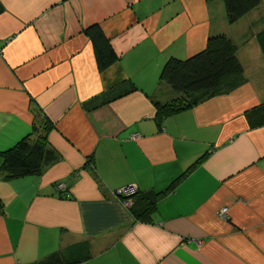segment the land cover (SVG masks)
<instances>
[{
    "label": "crops",
    "instance_id": "crops-1",
    "mask_svg": "<svg viewBox=\"0 0 264 264\" xmlns=\"http://www.w3.org/2000/svg\"><path fill=\"white\" fill-rule=\"evenodd\" d=\"M91 26L118 55L101 71ZM262 30L264 0L233 23L222 0H0V150L48 126L56 154L38 174L0 173V264L82 257L84 243L91 256L75 264H264V125L245 117L264 101ZM217 34L235 45L241 73L158 115L154 101L176 96L159 77L164 62ZM125 81L136 90L90 104ZM205 152L158 196L151 222L115 194L161 192Z\"/></svg>",
    "mask_w": 264,
    "mask_h": 264
},
{
    "label": "trees",
    "instance_id": "trees-1",
    "mask_svg": "<svg viewBox=\"0 0 264 264\" xmlns=\"http://www.w3.org/2000/svg\"><path fill=\"white\" fill-rule=\"evenodd\" d=\"M222 1L227 21L233 23L255 7L260 0ZM85 33L92 43L96 63L100 71L118 59V55L108 38L98 26L85 29ZM257 39L264 54V30L258 33ZM241 71V63L238 60L236 47L232 41L224 34L209 36L205 47L197 53L183 59L170 57L164 62L159 77L176 92V96L164 103L154 101L157 114L165 117L198 104L204 99L219 93L222 82L229 76L240 74ZM134 90H136V86L131 81H125L91 101L90 104H94L93 106L103 104ZM245 117L250 128L264 125V101L247 110ZM42 129L43 134L37 139H32L31 134L28 133L11 147L0 150L2 159L0 173H4L6 179L38 174L46 162L55 158L54 151L46 147V135L49 128L44 126ZM206 154L208 152H205L182 174L174 178L165 190L144 193L137 191L131 195L132 203L129 209L133 216L139 221L151 222L156 211L158 196L172 189ZM117 196L121 200L124 198L122 195ZM2 207L3 204L0 199V211ZM83 247L86 249V254L82 257L73 258L70 252L58 250L30 264H75L91 256L88 245L84 243Z\"/></svg>",
    "mask_w": 264,
    "mask_h": 264
},
{
    "label": "built area",
    "instance_id": "built-area-1",
    "mask_svg": "<svg viewBox=\"0 0 264 264\" xmlns=\"http://www.w3.org/2000/svg\"><path fill=\"white\" fill-rule=\"evenodd\" d=\"M58 189H63L65 187L64 183L59 182L56 186ZM137 192V187L134 184L125 185L119 189L116 190V195H122L124 198L122 199V202L125 206H129L130 203V196L135 194ZM227 208H222L219 211V215L223 218L227 217Z\"/></svg>",
    "mask_w": 264,
    "mask_h": 264
},
{
    "label": "bare ground",
    "instance_id": "bare-ground-1",
    "mask_svg": "<svg viewBox=\"0 0 264 264\" xmlns=\"http://www.w3.org/2000/svg\"><path fill=\"white\" fill-rule=\"evenodd\" d=\"M131 203H132V199H130V203H129V206H128V208L130 207ZM226 212H227V211H226Z\"/></svg>",
    "mask_w": 264,
    "mask_h": 264
},
{
    "label": "rangeland",
    "instance_id": "rangeland-1",
    "mask_svg": "<svg viewBox=\"0 0 264 264\" xmlns=\"http://www.w3.org/2000/svg\"><path fill=\"white\" fill-rule=\"evenodd\" d=\"M59 183V182H58ZM58 183H56V186L58 185Z\"/></svg>",
    "mask_w": 264,
    "mask_h": 264
}]
</instances>
